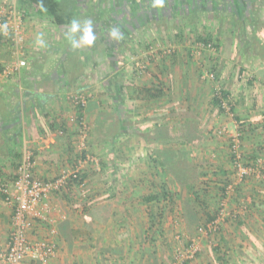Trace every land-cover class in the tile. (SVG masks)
<instances>
[{"label":"crops","instance_id":"crops-1","mask_svg":"<svg viewBox=\"0 0 264 264\" xmlns=\"http://www.w3.org/2000/svg\"><path fill=\"white\" fill-rule=\"evenodd\" d=\"M127 1L126 10L119 7L111 9L112 4L110 5L109 0L102 1L101 8V4H97V9L83 10L87 13L85 17L89 18L87 21L94 18V23L91 22L96 39L93 45L81 46L79 49H73L70 45L68 35L70 26H56L48 20V17H39L32 8L27 7L23 10L25 19L22 47L26 52L28 65L20 76L2 75L4 66L12 61L13 51L3 31H0V183L14 180L24 141L34 152V174L37 177L49 180L69 174L78 165L76 158L79 156L78 142L82 124H85L88 129V147L92 154L100 156L108 166L105 169H98L101 173H95L96 171H93V169L96 170L95 167L88 172L84 168V171L88 173L89 197L87 200L81 201L79 191L75 189L69 192L70 200L62 198V194H54L50 198L52 212L49 215V221L33 224L29 239L32 242L47 239L55 247V255L50 264H159L160 259L166 255L169 256L166 238H171L172 217H169L166 222H160L157 229H151L153 222L144 214V208L147 209L149 205L139 202V198L147 191L142 187L140 190L137 187L128 188L127 185L123 186L124 182L116 187L118 183L116 177L121 175L109 170L108 156L114 157L118 149L119 153L126 152L128 140L130 142L135 137L133 129L141 127L139 123L143 119H155L153 123L143 124L145 128L151 129L150 133L170 128V124L174 128L177 125L196 127L204 123L205 117L213 109L212 106V108L207 106L210 98L208 90L202 84H198L207 75L205 69L212 67L216 69L218 79L226 78L228 72L224 71H228L229 65L235 66L239 61L229 56L231 54L227 45L221 48L223 53L220 52V58L214 54L215 57L206 55L200 59H194L190 56L187 58L185 55L191 50L189 44L186 46L180 44L177 47L179 57L157 60L152 64L150 72L156 75L158 79L156 83H153L154 77L145 79L141 76V79L139 74L129 71L127 69L129 66L120 59L125 58L124 55L127 57L129 53H139L141 46L137 42L145 31L151 30L155 34L167 35L173 42H176L173 37L180 31L178 32L175 26V30L171 28L170 31L169 27L166 29L160 27V15L157 14L158 9L152 6L153 0ZM172 1L169 6H166V14L168 12L177 14L175 6L177 0ZM3 2L4 0H0V5L4 4ZM179 10L178 15H185L184 17H190V19L208 14L206 11L200 12L199 9L187 5L183 10ZM226 10L227 7L224 9L216 7L214 13L222 12L223 16H227L230 13ZM83 13L75 17L82 27L83 22H86L83 20L85 18ZM80 17L82 18L79 19ZM174 17L177 15L172 16ZM121 18L123 22L120 21ZM147 24H154L153 31L148 26L146 28ZM112 28L120 30L123 37L121 40H114L109 35ZM224 34L217 35L219 44L227 43L228 39H225L229 37ZM40 35H42L43 43L37 42V37ZM259 39L263 40L264 37ZM232 48L234 51H243L238 41L232 45ZM248 48L251 49L250 52L254 51L248 63L255 76L250 85L254 86H251L252 90L248 92L251 93L250 96L243 98V93L240 96L237 95L234 115L236 114L238 133H240L238 119H246L250 124L249 135L245 138L248 139V147L244 146V149L263 154L264 57L262 54L264 51L260 45H257V41L250 43ZM182 51H184L183 54ZM122 63L126 66L122 67ZM135 65L139 66V61ZM122 82L126 85L160 88L164 94L161 99L147 101L123 99L117 94ZM221 89L229 92L225 86ZM77 92H82L88 97V104L83 108L81 118L79 108L75 107L71 101V95ZM205 100L206 104L203 102ZM176 102L182 104L183 115H180V112L177 113ZM219 118L221 120V116ZM61 131H63L62 134ZM150 133L145 132L139 137L142 140L146 139L145 137ZM147 142L141 144L143 155H145L144 152L149 151L150 146L156 147L155 152L177 149V145L170 137L147 138ZM192 143L180 146L188 147L193 156L194 152L190 148L196 149L197 146H193V141ZM217 144H199L205 155L204 159L214 150L217 153L222 152L223 147ZM222 156L219 157V164L223 167L215 171L211 170L212 173L205 177L207 182L222 178L219 171L227 170L225 157ZM155 160H157L156 155ZM160 173L150 171L136 176L145 179L150 177L169 180L167 183L172 191L180 192L178 202L181 204L182 200L189 196L187 189L178 190L170 184L169 173ZM218 173L221 175H217ZM211 184L216 185V181ZM245 184L242 187L243 195H247L248 201L254 200L257 204L256 210L249 213L253 218L248 219L243 227L235 228V234L224 233L222 245L218 241L217 243L212 241L210 244H214L215 247L210 249L211 253L208 249V253L200 255L191 264H219L218 250L229 253L230 264H242L243 260L250 258L256 261L263 260L261 264H264V202L260 205V201H264V188ZM155 189L158 188L153 187V190ZM213 195L212 193L206 195L208 205H210V196ZM235 196L237 195L233 196L232 204L236 200ZM188 200L186 202L193 207L194 213L202 218L201 208ZM192 217L193 221H198L194 215ZM11 229L12 209L0 196V245L6 244ZM162 231H164V237L159 238L158 233ZM153 236L158 240L153 241ZM258 255L261 257L258 258ZM0 264H3L1 258ZM25 264L38 263L27 260Z\"/></svg>","mask_w":264,"mask_h":264},{"label":"rangeland","instance_id":"rangeland-1","mask_svg":"<svg viewBox=\"0 0 264 264\" xmlns=\"http://www.w3.org/2000/svg\"><path fill=\"white\" fill-rule=\"evenodd\" d=\"M110 4H112V8L113 7H119V5L123 4V0L122 2L119 3L120 0H110ZM262 3H264V0H260ZM4 4L2 5H9V4H14L17 9L22 12L23 10L21 9V3L19 0H4L3 2ZM74 8V0H71V2H68L65 4L64 9L65 11H70ZM82 12V11H81ZM182 12V11H181ZM179 13V12H178ZM178 13H169L170 15L166 16L165 19H161L159 22L160 27L162 26V28L166 29V27H169V31L171 28L177 29V31L181 33L180 37L177 35H175L173 38L176 42H173L172 40H169L167 35H160L158 33H153L151 32V30L149 31H145V33L143 34V36H140V41L137 42L138 45H140V51L139 53H129L128 56L125 58H121L120 61H124L126 63V65H128L129 67L127 69L134 71V73L139 74V76H143L145 77V79L150 78V79H154L153 83H156L158 81V79H156V75L153 74L152 72H150V69L152 67V64H154L155 61L159 60H164V59H174L176 57H179L178 54V46L180 44H184V46L188 45L190 46L191 50L188 51V53H185L186 57L189 58H194V59H200L206 55L209 56H213L214 54L219 57L221 56L220 52L223 53V51L221 50V48H223L225 45H227L228 50H229V55L230 57H232L235 60H239L238 63L235 64V66H231L229 65V69L228 71H224V72H228V75L226 78H221L218 79L216 78V80H209L207 77H205L204 79H202L201 82H199V85H203L205 89L208 90L209 92V101L207 106L208 107H213V109L209 112L208 116H206V121H204V123L199 124V126L196 127H191V126H184L181 127L179 125H177L176 127L172 128V124H170V128H166L167 129H162V130H156L153 133L148 134L145 138L143 139L141 137H139L138 135H135V137H133L130 142L128 140V149L126 150V152H122L119 153V149L116 153V155L113 156H108V158L110 159V169L109 170H113L115 171L117 174L120 173L121 177H116V180L118 181V183H116V187H118L119 185H122V182H124V185H127L128 188L130 187H137L138 190L141 189V187L147 191V188L152 186V181L154 180L153 178H139L136 175H143V173H149L150 171H155L156 168V164L154 163L155 159V148L153 146H150L148 149L149 151L144 152L145 155L142 154V150H141V144H146L147 142V138L148 139H154L157 137L160 138H167L170 137L172 139V141L177 145L176 148H178L180 145L183 144H187L189 142L192 143V141L194 142L193 146H197L196 149L192 146L191 151H193L194 155H190V161H192L196 167H198L197 171H198V176H199V180L205 179V177L209 174L212 173V171H215L217 169H220L221 167H223L222 165L219 164L220 162V156L223 155L222 157H225V164L227 167V171H231L233 173V168H232V164L230 162V156H229V145H230V141H231V136H229L230 134L233 135H240L238 133V129H237V124H236V114L234 115V111L228 114L224 111H220L215 105H214V96L216 93V88H221V87H226L227 89H229V93L231 96V100L234 104V107H236L235 105V99H237V95H242V93L244 94L243 98H246L248 96L251 95L250 92L251 86L254 85H250L252 84L251 82H253V80L255 79V76L253 74V71L251 70V66L248 64L251 60L250 58L253 55V52H250L251 49H247L246 52L243 51H239L236 50L234 51V49L232 48V45L237 43V29L233 26V17L229 14L227 16H223L224 14L222 12H216V13H208L205 14V16H197L195 18H186L184 17L185 15H178ZM264 14V12H263ZM79 14H77L78 16ZM84 17L87 15V13H83L82 14ZM177 15V17L172 18V16ZM76 16V17H77ZM82 17H80L79 19H81ZM76 19V18H75ZM87 19H89L88 17H85L83 20L87 21ZM94 18H90V21H92L94 23ZM50 20V19H48ZM82 20V21H83ZM51 21V20H50ZM85 22H83L84 24ZM155 24V23H154ZM154 24H150V25H146L152 29H154ZM153 27V28H152ZM218 33V34H217ZM223 33H225L224 35L229 38H226L225 40L228 39L227 43L223 42L222 44H219V40H218V36L223 35ZM162 36V37H161ZM216 36V38H214ZM172 37V36H171ZM211 38V44H213L216 48L215 52L210 51V49L206 48L205 46L203 47L204 44L208 45L210 43H206L204 40V38ZM224 40V41H225ZM264 42V39L262 40ZM113 44H115L113 42ZM134 45L136 43H133ZM134 45H132V47H134ZM142 49V50H141ZM153 51V54H151V52ZM149 52V53H148ZM186 52V51H185ZM257 51H255L256 53ZM182 54L184 53V51L181 52ZM254 53V54H255ZM258 53V52H257ZM192 54V55H191ZM151 55H153L154 57H152ZM215 55L213 57H215ZM141 56V57H140ZM224 56V55H223ZM216 57V58H217ZM152 58V59H151ZM220 58V57H219ZM127 59V60H126ZM138 59V60H135ZM244 59V60H243ZM218 60V58L216 59ZM140 62V65L145 66V68L141 69L140 66H136L135 63L136 62ZM125 63H122V67H125ZM244 63V64H242ZM138 68V69H137ZM156 68V67H154ZM212 67H208V69L206 70V74H211V73H215L214 68ZM227 69V67H226ZM251 70V71H249ZM139 72V73H138ZM133 73V72H131ZM142 79V77H141ZM140 79V80H141ZM148 83V82H146ZM242 90V91H241ZM239 93V94H238ZM204 104H206V100L203 101ZM177 103V102H176ZM131 106L135 107L134 104H131ZM205 106V105H204ZM211 107V108H212ZM176 108H177V113L180 112V115H183L182 111H183V106L180 103L176 104ZM215 112V113H214ZM246 114V113H245ZM221 116V120L220 118L218 119V117ZM220 120V121H219ZM177 123V122H176ZM175 125V124H174ZM195 126V125H194ZM220 128H226L227 131L229 132V135H224L222 137H218L217 135H215V132L218 131V129ZM154 137V138H153ZM243 137H240L241 140V150L243 153H245L246 149H244L245 147H248L247 144V140ZM141 139V140H140ZM146 140V141H145ZM214 143H218L217 146H221L223 147L222 152L217 153L212 151L209 153V156L204 159V153L203 151H201L199 144H206V145H211ZM148 144V142H147ZM151 145V143H149ZM123 147V146H122ZM121 147V148H122ZM182 150H189L188 147L184 148V146L181 147ZM151 150V151H150ZM177 150V149H176ZM216 151H218V149H216ZM225 152V154H224ZM89 153L92 154L91 150H89ZM201 153V154H200ZM153 154V155H152ZM94 155V154H92ZM264 155V153H263ZM95 156V155H94ZM100 160V167L101 169H105L107 168V164L106 162H103L101 160L100 156H95ZM219 158V160H218ZM108 159V160H109ZM218 161V162H216ZM225 166V165H224ZM92 167H95L96 170L93 169V171H96L95 173H101L97 170V167L94 165V163H89L85 168L88 171L92 170ZM207 170V171H206ZM212 170V171H211ZM93 173V172H92ZM232 177H235V173H233L231 175ZM153 177V176H152ZM145 179V180H143ZM225 177L222 176V178L215 180L217 185H212L211 183H215L214 182H208V186L209 187L206 191L208 193H212L214 194L213 196H210V200H209V208L211 212H216L219 208L220 205V198L221 195L219 193H217L219 191V185L221 184H226V182L224 181ZM249 181V182H248ZM247 183L248 186L250 184H252V186H262L264 181L259 180L258 178L252 176L248 179ZM155 182V181H154ZM236 182V181H235ZM245 184V185H246ZM207 185V184H206ZM140 186V187H139ZM246 187V186H245ZM185 189V188H183ZM217 190V192L214 191ZM211 191V192H209ZM180 193V192H179ZM221 193V192H220ZM222 194V193H221ZM188 197L186 196V198L184 200H182L181 204H179L178 199L179 197H177L176 199V203L174 204V208L173 210H169L168 211V215L166 217H172L171 219V228H172V232L170 231V237L171 238H166L167 242V246H168V250L170 251L169 256L166 255L164 256V258L159 260V264H170L171 261L173 260L174 256H175V249L177 247V241H174V238L177 237L178 235L182 236V245L183 246H188L189 245V241L194 238L197 234V230L198 228H200L201 226H203L207 220L205 219V216L203 215L202 218H199L194 212V210L192 209L193 207H191L188 202H186L187 199H189L188 201L190 202H194L192 196L190 197V193H188ZM245 199H247V195H242ZM208 197V196H206ZM206 197H205V201H206ZM190 202V203H191ZM207 202V201H206ZM232 202V200H231ZM244 202H242V204H238L235 201H233V204H231L229 202L228 208L230 207L229 210H231L232 208L236 209L237 206H241L244 208ZM183 206V208H181ZM232 207V208H231ZM241 210V209H240ZM242 214L244 213V211H240ZM130 213V212H129ZM194 215L195 218H197L198 221H193L192 220V216ZM247 216V215H246ZM246 219V218H244ZM248 219V217H247ZM193 221V222H192ZM230 222V223H229ZM229 222H224L222 224V228L219 232L217 233H213L210 234L208 236L205 237H201L200 239V252L199 255H197L196 259L191 261V262H187V264H191L193 262H195L198 257H200V255H204L206 253H208V249H212V247H215L214 244H210L212 243H217L218 238L221 237L224 233H227L229 235H233L235 234L236 230L235 227L231 224V221L229 219ZM175 225V228H174ZM234 231V232H233ZM164 231H162L161 233H158L159 238L164 237ZM172 233V234H171ZM155 236V234H154ZM153 236V241H156L158 239H155V237ZM206 243V244H205ZM205 245H207L208 247H204ZM174 248V249H172ZM205 248V249H204ZM212 250H210L211 253ZM221 253H225L223 250H221ZM226 253H228L226 251ZM261 257V255H258V258ZM262 259V258H260ZM261 264L263 262V260H253V259H249V260H243L242 264H257V263Z\"/></svg>","mask_w":264,"mask_h":264},{"label":"trees","instance_id":"trees-1","mask_svg":"<svg viewBox=\"0 0 264 264\" xmlns=\"http://www.w3.org/2000/svg\"><path fill=\"white\" fill-rule=\"evenodd\" d=\"M21 3V9L25 10L27 7L32 8L36 12V15L39 17H48L52 23L56 26H70V23L77 14L82 12H85L83 10H86L88 8H96L97 4H101L104 0H74V8L70 11H65L64 6L66 3L71 2V0H19ZM89 1L91 3H89ZM125 1V0H124ZM127 1V0H126ZM125 1L124 4L119 5V8L122 10H126V6L128 3ZM172 0H165V6L161 9H158L157 14L160 15V20L165 19V17L169 14L167 12L166 6H169L171 4ZM110 2V0H109ZM108 2V6L109 5ZM173 2V1H172ZM185 3V4H184ZM89 5V6H87ZM187 5L188 7H194L195 9H199L200 12L206 11L207 13H214V8H226L232 16H233V26L237 29V41L243 48V50L246 52L248 45L250 43H253L254 41H257V45H260L261 49L264 51V42L260 40L259 38L264 37V3H262L259 0H204L199 2L197 1H184V0H177L175 2L176 6V12H180L179 9L184 8V6ZM102 4L100 5L101 8ZM173 8V7H172ZM171 8V9H172ZM99 9V8H98ZM112 9V7H111ZM114 9V7H113ZM171 9L169 11H171ZM181 10V11H182ZM120 21L123 22L122 18ZM178 36L181 35V33H177ZM206 43L211 42V38H204L202 39ZM8 43V42H7ZM211 44V43H210ZM264 57V53L262 54ZM3 71V69H2ZM118 96H122L123 99L128 98L132 101H147V100H153V99H161L163 97V90L160 88L154 89L149 88L146 86H135V85H126L123 82L119 85V91L117 92ZM230 96V93L228 91L222 90L220 91V97L217 95L214 96V105L221 111L222 105H221V98L224 100H227ZM80 110V118H81V112L83 110V107H79ZM234 110V106L232 108ZM155 121L154 118L149 119H143L141 120L140 126L138 128L133 129V133L135 135H142L143 133H150L151 129L145 128V125L143 124H149L153 123ZM140 122V121H139ZM239 130H240V137L249 135L250 132V124L248 123V120L246 119H238L237 121ZM242 133V134H241ZM216 135V134H215ZM177 147V146H176ZM182 146H179L177 150L175 151H163V152H155L157 160H154V163L156 164L155 171L162 173H169L171 176L170 178V184L172 186H175L178 190H181L183 188H186L188 193H190V196H192L194 203L201 208V211L203 215L205 216V219L207 220V223L213 221L216 219L217 216V210L215 213L210 211L209 205L205 201L206 195H208V192L206 191L209 187L208 182L205 179L199 180L198 176V167L190 161V151L189 150H182ZM261 149V148H260ZM90 149H88L89 152ZM87 152H84L83 155H79L76 159L79 161L81 157H83ZM243 153V152H242ZM264 153V152H263ZM229 156H230V162L232 164L233 173H236L235 170V155L232 150V145H229ZM264 155L261 153H256L255 151L246 150L245 153L242 154V162L245 167H256L257 162L259 159L263 158ZM223 177H225L226 184H220L219 185V191L218 193L222 195L221 193H225L226 189L229 185H233L234 192L230 196L229 202L232 204L231 200L233 196L236 194V203L242 204V202L245 201L244 207L237 206L236 209L230 207L228 210L231 212V217H227L225 222H229V219L233 222L231 224L235 228L243 227L247 220L250 218H253L251 213L252 211L256 210L257 204L253 201H248L245 199L242 195V187L244 184L248 181L250 177H247L242 181V183H235L236 178L232 177L233 174L231 171H219ZM218 173L217 175H221ZM87 172L84 171V173L79 174L77 178H71V180L68 182L67 189L61 192H57L58 194H62V198H67V200H70V190H78L79 191V199L81 201H85L88 199V182L87 186L84 190L80 189L79 186L87 181ZM262 176H264V170L261 171ZM159 179L155 178L152 181V186L147 188V192L139 198V202L143 203L145 205H149V207L146 209L144 208V214L146 217L150 218L153 222L151 229H157L160 222L168 221V211L173 210L174 204L176 203V199L179 195V191H176L175 193L172 191L171 186L167 183L169 180H165L163 178ZM162 180V181H161ZM259 180L264 181V178H260ZM155 181V182H154ZM249 182V181H248ZM4 184V183H0ZM207 184V185H206ZM158 185V187H157ZM217 185V183H216ZM153 187L158 188L157 190H153ZM264 188V183L261 186ZM77 191V192H78ZM221 192V193H220ZM56 193V194H57ZM69 194V195H68ZM0 196L1 193H0ZM176 196V198H175ZM112 197H116V195H112ZM3 198V197H2ZM264 201H260V205ZM87 207V206H86ZM241 209V210H240ZM87 210V209H85ZM244 211L242 214L240 211ZM88 212V211H87ZM260 212V211H259ZM129 214V213H128ZM247 215V216H246ZM248 217V219H247ZM246 218V219H244ZM230 223V222H229ZM218 242L222 245L223 240L222 236L219 237ZM222 247H220L221 249ZM217 255L219 256L218 263L219 264H230V257L229 253H221V250L217 251ZM199 255V254H198ZM187 264V263H186Z\"/></svg>","mask_w":264,"mask_h":264},{"label":"built area","instance_id":"built-area-1","mask_svg":"<svg viewBox=\"0 0 264 264\" xmlns=\"http://www.w3.org/2000/svg\"><path fill=\"white\" fill-rule=\"evenodd\" d=\"M24 19L23 13L14 4L0 5V25L7 24V33H3L13 51L12 61L6 64L2 71V75L6 77L20 76L23 69L28 65L26 52L22 47ZM204 46L212 52L216 51L213 44H204ZM139 66L141 69L145 68V66L140 65V62ZM206 77L209 80H216L217 78L215 73L207 74ZM215 90V95L220 97L221 88ZM71 101L75 107L84 108L88 104V97L82 92H77L71 95ZM221 102L223 111L232 115L234 104L231 96L227 100L221 98ZM62 133L63 131H61ZM215 134L222 137L229 135V132L226 128H220ZM229 136L232 138L230 144L235 155V183H242L244 179L250 176L258 179L264 178L261 174V171L264 170V157L258 160L255 168L245 167L242 162L240 135L230 134ZM88 138L87 126L82 124L78 154L87 153L80 158L78 165L69 174L49 180L41 179L34 174V152L29 144L24 141L14 180L0 185L3 201L12 209V229L6 244L0 245V258L3 264H25L27 260L38 264H50L55 255L54 245L47 239L32 242L29 239V234L35 222L45 223L49 221V215L52 212L50 198L57 192L66 190L71 178H77L79 174L84 173V168L89 163H94L97 170L101 168L100 160L88 152ZM86 184L87 181L85 180L79 188L84 190ZM233 192V185H229L225 193L221 195L216 219L198 228L196 236L189 241L188 246L182 245L181 235L176 237L177 247L174 259L170 264H186L196 259L200 252L201 237L219 232L227 217H231L228 205Z\"/></svg>","mask_w":264,"mask_h":264},{"label":"clouds","instance_id":"clouds-1","mask_svg":"<svg viewBox=\"0 0 264 264\" xmlns=\"http://www.w3.org/2000/svg\"><path fill=\"white\" fill-rule=\"evenodd\" d=\"M152 6L153 8L161 9L165 6V0H153ZM7 27V24L0 25V31L7 33ZM77 34L79 35L77 36ZM68 35L70 37V45L73 49H79L81 46H91L96 39L93 24L90 20L86 21L82 27L79 20L73 19L70 23V32ZM109 35L117 41L123 38L118 28L110 29ZM37 42L43 43L42 35L37 37Z\"/></svg>","mask_w":264,"mask_h":264}]
</instances>
